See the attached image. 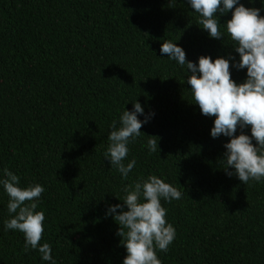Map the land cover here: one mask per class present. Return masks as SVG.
<instances>
[{
	"label": "trees",
	"instance_id": "1",
	"mask_svg": "<svg viewBox=\"0 0 264 264\" xmlns=\"http://www.w3.org/2000/svg\"><path fill=\"white\" fill-rule=\"evenodd\" d=\"M197 17L186 0H0V176L7 168L22 187L44 186L40 243L56 264H122L119 225L105 210L123 204L124 185L149 175L184 193L162 201L176 229L157 253L162 264H264V181L226 175L229 138H212L215 117L201 114L186 70L160 53L171 40L186 60H238L226 32L210 38ZM230 71L238 83L246 78L231 62ZM136 100L155 116L129 145L125 163L136 165L124 180L103 153L113 121L119 127ZM243 131L251 135L250 126ZM149 138L160 152L148 151ZM7 203L0 187V264H49L25 249L22 233L4 230Z\"/></svg>",
	"mask_w": 264,
	"mask_h": 264
},
{
	"label": "clouds",
	"instance_id": "2",
	"mask_svg": "<svg viewBox=\"0 0 264 264\" xmlns=\"http://www.w3.org/2000/svg\"><path fill=\"white\" fill-rule=\"evenodd\" d=\"M187 5L198 14L197 24L202 25L210 38L224 39L225 32L232 41L237 60L233 54L201 55L197 62L186 60V52L176 41L161 44V56L175 61L186 70L187 83L191 86L193 103L201 114L215 117L210 130L212 138L228 137L224 144V170L227 176L237 177L243 184L264 181V8L247 7L242 0H186ZM250 3L253 0H249ZM264 5V0H261ZM231 12L225 24L220 16ZM231 67L246 69V78L237 82L232 78ZM138 116H143L139 119ZM136 100L131 111L124 110L113 121L108 134V145L103 153L111 167L122 179L127 180L136 165L133 158L125 163L130 148L141 134L144 124L154 118ZM251 135L244 132L249 128ZM240 134L236 135L237 129ZM150 137H157L151 136ZM255 140V144L253 143ZM147 149L155 153L160 148L158 140L149 138ZM20 176L5 168L0 176V187L8 196L4 230L19 231L25 240V249L38 250L41 260L56 264L52 248L41 244L45 230V213L37 211L41 202L43 185L39 183L22 187ZM123 197L116 196L123 204H109L105 216H112L119 228L116 235L126 250L122 264H162L157 253L167 252L176 237V229L167 221L168 209L162 201L171 203L182 199L184 193L164 179L149 175L146 179L126 184ZM119 209V212L117 211Z\"/></svg>",
	"mask_w": 264,
	"mask_h": 264
}]
</instances>
